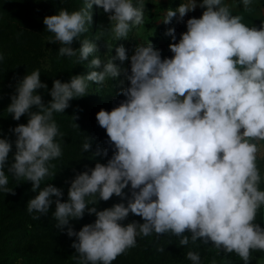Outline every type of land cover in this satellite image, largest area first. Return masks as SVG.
I'll list each match as a JSON object with an SVG mask.
<instances>
[{"label":"rangeland","instance_id":"obj_1","mask_svg":"<svg viewBox=\"0 0 264 264\" xmlns=\"http://www.w3.org/2000/svg\"><path fill=\"white\" fill-rule=\"evenodd\" d=\"M154 1L149 26L133 32L132 43L121 41L115 81L103 74L106 100L126 99L112 119L117 143L102 153L108 165L79 187L72 176L55 178L57 155L41 137L0 156V192H21L31 211L46 209L68 185L77 196L76 213L60 208L49 229L21 227L1 238L0 264H45L36 257L40 244L54 254L49 264H82L98 247L90 264H264V65L245 102L240 95L227 102L233 89L214 88L187 64L184 48L178 55L179 39L166 24L169 0ZM128 16L122 0H98V35L115 21L126 26ZM100 42L90 38V49ZM88 73L93 85L96 65ZM109 166L115 171L104 182Z\"/></svg>","mask_w":264,"mask_h":264},{"label":"trees","instance_id":"obj_2","mask_svg":"<svg viewBox=\"0 0 264 264\" xmlns=\"http://www.w3.org/2000/svg\"><path fill=\"white\" fill-rule=\"evenodd\" d=\"M90 2L94 14L89 22ZM125 2L130 22L124 26L115 21L108 35L100 37L98 0H0V156L9 149H20L30 138L41 137L57 155V165L53 167L55 178L67 182L72 176L79 187L95 177L94 168L100 163L108 165L102 153L109 152L117 143L112 119L125 111L126 99L120 94L112 99L114 94H109L106 100L102 91L103 74L108 71L109 81H115L113 63L121 41L129 39L132 43L133 32L149 26L155 18L154 0ZM168 4L171 13L166 24L169 25L175 8H181L183 3L169 0ZM93 37L101 42L97 49L91 50L88 41ZM105 64L111 67H103ZM95 65L98 73L90 85L88 70ZM146 76L148 81V70ZM177 105L176 101L175 109ZM110 171L115 169L112 166L106 172L103 169L104 182L110 179ZM167 183L166 176L163 184L167 186ZM21 194L0 192V239L21 227L49 229L60 208H69L70 215L76 213L77 196H72L69 185L65 192L55 190L46 209L31 211L30 200L25 196L20 199ZM68 199H72L71 204ZM37 252L36 257L45 264L54 257L47 244H40ZM97 254H101L100 247L82 264H90V258ZM111 254L108 251L106 257Z\"/></svg>","mask_w":264,"mask_h":264},{"label":"crops","instance_id":"obj_3","mask_svg":"<svg viewBox=\"0 0 264 264\" xmlns=\"http://www.w3.org/2000/svg\"><path fill=\"white\" fill-rule=\"evenodd\" d=\"M175 1L183 6L175 8L167 30L172 27L177 34L178 55L184 48L187 64L194 66L199 77L213 81L214 88L233 89L227 102H238L239 95L245 102V88L261 85L258 68L264 65V0ZM186 59L181 62L186 64Z\"/></svg>","mask_w":264,"mask_h":264}]
</instances>
